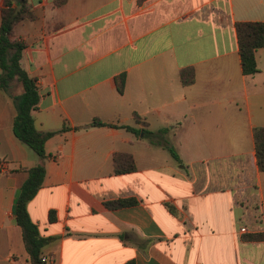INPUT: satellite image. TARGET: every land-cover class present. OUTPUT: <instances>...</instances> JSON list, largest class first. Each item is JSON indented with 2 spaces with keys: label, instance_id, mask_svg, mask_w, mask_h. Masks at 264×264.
Segmentation results:
<instances>
[{
  "label": "crops",
  "instance_id": "crops-1",
  "mask_svg": "<svg viewBox=\"0 0 264 264\" xmlns=\"http://www.w3.org/2000/svg\"><path fill=\"white\" fill-rule=\"evenodd\" d=\"M59 2L29 0L35 19L14 33L41 97L36 128L58 132L47 159L15 136L16 106L0 90V264H33L16 197L23 169L39 165L46 176L28 211L47 264H264V241L243 239L264 235L254 142L264 127V48L259 73L245 76L236 30L264 23V0ZM189 69L195 81L185 86ZM94 120L118 127L86 128ZM145 129L167 130L161 140L181 162ZM116 153L132 155L136 171L115 174ZM130 198L138 203L105 206Z\"/></svg>",
  "mask_w": 264,
  "mask_h": 264
},
{
  "label": "trees",
  "instance_id": "trees-1",
  "mask_svg": "<svg viewBox=\"0 0 264 264\" xmlns=\"http://www.w3.org/2000/svg\"><path fill=\"white\" fill-rule=\"evenodd\" d=\"M59 2L58 4H61ZM0 90L4 91L13 100L17 115L13 122L15 136L41 159L48 158L45 150L47 141L58 132H42L37 130L35 125L34 112L38 110L41 100L37 83L21 66V59L25 50V44L14 38L15 28L24 21L35 19V14L29 4V0H4L0 9ZM239 54L241 59L242 72L245 76H254L259 73L256 53L264 48V23L263 22H239L236 25ZM182 83L185 86L192 85L195 81L193 69L181 73ZM119 91L123 93L124 83H119ZM137 121L141 120L135 115ZM118 127L94 120L89 127ZM135 134H140L134 128L123 127ZM167 130L154 133L144 130V136L153 145L163 146L169 150L174 159L181 162L176 151L166 145V140H161ZM254 142L257 164L261 172H264V127L254 130ZM114 172L117 175L133 173L136 171L135 161L132 155L116 153L113 156ZM29 174L27 181L20 188L16 197V220L21 227L23 238L33 264H43L41 261L42 250L47 244L39 233L38 227L30 218L28 205L35 198L43 186L46 170L43 165L31 169H23ZM138 201L134 198L119 199L105 203L110 210L122 209L135 206ZM54 220L53 214L51 221ZM246 241H264L263 234L244 235ZM126 264H136L134 260Z\"/></svg>",
  "mask_w": 264,
  "mask_h": 264
},
{
  "label": "built area",
  "instance_id": "built-area-1",
  "mask_svg": "<svg viewBox=\"0 0 264 264\" xmlns=\"http://www.w3.org/2000/svg\"><path fill=\"white\" fill-rule=\"evenodd\" d=\"M0 165H1V168H3L4 164L1 163ZM41 261H42L43 264H47V263H48V259L45 258V257H43V258L41 259Z\"/></svg>",
  "mask_w": 264,
  "mask_h": 264
}]
</instances>
